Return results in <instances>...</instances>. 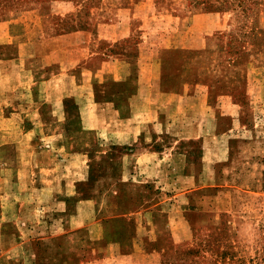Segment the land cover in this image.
Masks as SVG:
<instances>
[{
	"label": "rangeland",
	"instance_id": "374dc122",
	"mask_svg": "<svg viewBox=\"0 0 264 264\" xmlns=\"http://www.w3.org/2000/svg\"><path fill=\"white\" fill-rule=\"evenodd\" d=\"M0 60V264H264V0H0Z\"/></svg>",
	"mask_w": 264,
	"mask_h": 264
},
{
	"label": "crops",
	"instance_id": "0c3cea01",
	"mask_svg": "<svg viewBox=\"0 0 264 264\" xmlns=\"http://www.w3.org/2000/svg\"><path fill=\"white\" fill-rule=\"evenodd\" d=\"M210 14H215V16L217 15L218 17H220V16L223 17V15H221V13H210ZM123 35H126V33H123ZM136 60H139V56L135 57V61ZM0 61H2V60H0ZM45 81H47V78L44 77V78H42L41 81H39L37 83H35V81L30 83L28 85L29 86L28 88L30 89V92H31V89H33L35 91L37 89H39V85L41 83L45 82ZM1 85H2V87L0 88V90H1L0 91V117L1 118L3 117L2 118L3 120L11 119V121L12 120L14 121V119H12L10 117L13 114H17L18 111L17 110L12 111V110L8 109V106L5 105L4 100H3V99H5V101H6V98L10 94V92L12 91L13 86H10L9 84H7V85L1 84ZM140 86H142V82L140 81V79L138 77V79H137V92H136L135 95H137V93L139 92ZM14 88L17 89V87H14ZM31 94H33V92H31ZM172 94H175V93L170 91V95H172ZM60 105H61V100H60ZM40 108L41 107H39V106L38 107L37 106H35V107L31 106L30 109H28V113L41 112ZM60 108H61V106H60ZM3 115H6V116H3ZM7 115H10V116H7ZM29 124L30 125L26 128V131H24L25 134L30 132L34 128V126L31 125L32 123H29ZM41 125L45 126V122H42ZM161 125H162V128H165V126H166L165 120L162 121ZM137 133H136V135H137ZM40 161H43V160H39V162ZM56 192H58V189H56V186L53 183H51V182L42 184L41 186H38V187H30L25 192H22L25 195V198H26L25 203H27V202H31V203L32 202H36L35 200L38 199L39 197H42L40 199V201L45 200V202L42 203L43 204L42 207L39 204L38 205L34 204V205H31V206H28V205H25V203H22V205H24V207H20V208L21 209H26V210L27 209H34L36 211L37 210H48L49 208L53 209L56 205L58 206V208H61L63 202H60L59 199L56 198ZM29 196H32V197L30 198ZM47 203H49V204H47ZM48 205H50V207Z\"/></svg>",
	"mask_w": 264,
	"mask_h": 264
},
{
	"label": "trees",
	"instance_id": "16d2710c",
	"mask_svg": "<svg viewBox=\"0 0 264 264\" xmlns=\"http://www.w3.org/2000/svg\"><path fill=\"white\" fill-rule=\"evenodd\" d=\"M244 4V3H243ZM211 10H214V11H219V10H221L220 8H216V7H214V8H212Z\"/></svg>",
	"mask_w": 264,
	"mask_h": 264
}]
</instances>
